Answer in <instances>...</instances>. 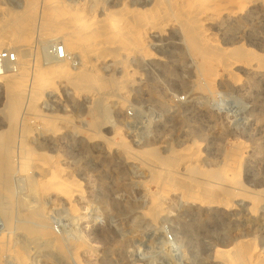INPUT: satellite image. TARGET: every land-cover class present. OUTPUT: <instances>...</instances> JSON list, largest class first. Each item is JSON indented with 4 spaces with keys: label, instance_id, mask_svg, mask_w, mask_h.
Returning a JSON list of instances; mask_svg holds the SVG:
<instances>
[{
    "label": "rangeland",
    "instance_id": "obj_1",
    "mask_svg": "<svg viewBox=\"0 0 264 264\" xmlns=\"http://www.w3.org/2000/svg\"><path fill=\"white\" fill-rule=\"evenodd\" d=\"M220 1L210 0L200 7L205 10L203 17L210 18L206 35L219 45L229 29L222 26L220 17L232 5L228 0L224 7L219 6ZM248 1L241 0L245 10L264 6V0ZM179 3L182 6L183 1L0 0V38H5L0 50L14 45L8 38L21 30L27 20L42 22L40 16L45 17L48 12L46 26L64 21L70 31L83 38L54 43L33 34L32 55L38 53L41 66L49 56L56 58L70 67L72 75L84 71L88 75H84V80L94 82L91 86L87 83V88H76L70 76L56 78L40 86V99L33 106L21 109L11 160L18 166V154L25 147L35 156L29 173L11 174L9 183L15 199L11 209L0 207V233L6 229L4 217L11 215L12 243L23 251L22 264H232L233 254L241 248L246 250L244 264H264V132L251 136V130H247L256 120L264 122V110L255 108L246 77L239 70H233V75L219 74L217 81L221 86L215 85L214 95L197 88L203 78L197 73L198 60L190 56L182 41L179 23L173 16L159 24L150 21L154 12L165 7L173 12L179 10ZM127 24L132 27L131 37L118 31L111 44L104 27L117 30ZM256 26V33L262 35L263 18L256 20ZM136 29L141 33L138 41ZM64 33L68 35L67 31ZM247 43L246 38L240 42ZM129 45L133 47L128 48ZM105 84L108 86L103 88ZM4 88L0 82L1 150L7 143ZM129 108L140 112L138 120L127 117ZM113 125L121 128V135L132 147L129 151L121 147ZM237 146L250 151L249 156L244 153L245 164L241 167L228 159ZM149 149L156 152L159 160L169 158L163 170L173 169L178 178L211 184L215 203L184 198L182 188L174 182L179 188L173 183L166 185L168 192L164 187L163 194L162 187L152 181L157 160L142 154ZM38 168L43 176L62 173L73 181V190L66 188L57 193L52 188L39 199L36 184L32 186L39 176ZM230 176H238L240 184L230 180ZM201 178L205 180L199 181ZM229 186H235V193L240 194L230 189L233 193L224 195L222 192ZM217 188H223L222 192ZM73 191L74 199L67 203L64 194ZM160 192L165 209L160 218L152 220L147 213L150 196ZM222 199L224 204L220 203ZM40 201L48 227L46 233H31L36 226L29 214ZM72 204L77 210H70ZM225 248L232 251V258L222 261L214 257L217 249ZM10 258L8 252H1L0 264H17Z\"/></svg>",
    "mask_w": 264,
    "mask_h": 264
},
{
    "label": "bare ground",
    "instance_id": "obj_2",
    "mask_svg": "<svg viewBox=\"0 0 264 264\" xmlns=\"http://www.w3.org/2000/svg\"><path fill=\"white\" fill-rule=\"evenodd\" d=\"M182 1H183V4H182V6L180 4L181 2L179 3L180 5L178 4L179 10H177V11L173 12L169 7H167V8L165 7L163 9V11H156V12H154V14H152V12H151L150 14H152V16L150 17V21L152 23H158L159 24L161 22V20L168 19V17L173 16V19H175L177 24L179 23L178 26H180V27H178V28H180L182 31V36H183L182 41L184 40L185 43L184 42L183 43L186 44L185 46L187 47L186 49L190 52L189 53V54H191L190 56H192L194 59L198 60V62H197V73L199 76H202L201 78H203V80H201L202 82L197 84V88L205 91V93L207 92L211 95H214L215 92L217 91V90L215 91V85L219 83L221 86V82L217 81V76L219 74H223V75L231 74V75H233V73H232L233 70H239V71H242L246 77L247 85L249 86L248 89L251 90L250 94H251L252 99L254 100L255 108L259 109L260 111L264 110V32L262 35L258 34V32L256 33V27H257L256 26V20H258L260 18H263V20H264V6L263 5H254L252 7L249 6L250 8L245 10V7L242 5L241 0L229 1L230 4H232V5L230 7H228L227 9L223 10V12L225 11V13H223L222 11H218L219 14L222 12V17H220V18H222V20H221L222 26L225 24L224 26L229 27V29L225 30L227 32H224L225 36L223 38L222 44L219 45L218 43L214 42L213 39L209 38L206 35V25H208L210 18H204L203 12H205V10L200 9V7L202 5H204L205 3L208 4L207 2H210V0H208V1H205V0H182ZM227 1L228 0H221L218 4H219V6L224 7V4H226ZM244 1H246V0H244ZM211 2H212V0H211ZM248 2L255 3L257 1L256 0H249ZM221 3H223V4H221ZM40 5H41V3H40ZM162 8L163 7H161V9ZM202 8L206 9L205 6ZM157 9L159 10L158 7H157ZM46 13L49 14L48 12H46ZM46 13H44L45 17H43V15H42V17L40 16V19L42 20V22H39L38 21L39 19H29L26 21V23L23 25V27H21V30L15 31L14 34L8 38V40L10 42L14 43V45L12 47H9V50H12V51H14V53H16L17 64L15 66V69L12 71H8V70L3 71V69H0V71H3V72H0V82H3L5 84L4 95L6 96V101H7V105H6L7 110L4 113L5 114L4 116L7 120L6 121L7 122L6 123L7 129L6 130L7 131L5 134L7 136V143H6V145H4V147H2V150L0 149L1 150V152H0V192H1L0 196L2 197V199L0 198L1 199L0 200V207L6 205L7 207H9L11 209V206H12L14 199H15V198L14 199L12 198L14 196V195H12L13 189L11 188V185L9 183V179L11 177V174L14 172L15 173L16 172L29 173L28 168H29V165L31 164L30 162L35 156L34 152L31 151L30 148L25 147L24 151H21L23 153L18 154V156L20 157V159H19L20 162L18 163V166H16L11 160V155H13L12 152L14 151L13 145H12L13 144L12 140L15 139V135L17 134V133L15 134V125H17L16 123L18 122V120L21 121L20 120L21 109L23 107L28 109L29 105L33 106L40 99V96L42 93L40 86H43L45 84H49L52 82V80L54 81L56 78H61V77L66 78L67 77V79H68V77L70 76L71 80L74 81V83L77 87L74 85V83H72V82L71 83L76 88H81V87L87 88V87H89V86H86L89 83L86 80H84V75L86 74V72L84 73V71L78 70V72L73 73V75H72L70 72V69H69L70 67L68 68L64 63H59L60 61H57L56 58L50 59L49 55H46L49 57L48 58L45 57L46 62L43 63V65L41 66L40 65L41 60L39 61L40 57L38 58V53L32 55L33 52L31 53V49H32V41H33L32 36H33V34L38 33L39 35H41V39H43L44 41L54 40V43L57 40H59L61 43H63L64 41L71 42V41H75V40H79V39L83 38V36H81V34L75 32L74 30L70 31L68 23L66 24V23H64V21L55 22L52 25L46 26V24H45ZM38 15H39V13H38ZM213 16L216 17L215 15H213ZM109 18H112V17H109ZM102 20H104V19H102ZM132 25L134 26V24H132ZM144 25H146V24H144ZM44 26H46V27L44 28ZM137 26H135V27H137ZM130 27H131V25L127 24L123 27H120V29L118 28L117 30H114L110 27L107 29V26H106V27H104L105 28L104 33H105V36L110 38V42H111L113 37L118 34V31H121V30H122V33H129L128 35L131 37L130 32H129ZM229 30L230 31H236L237 33L236 34H229L228 33ZM65 31L68 32L67 36L64 33ZM138 31H139L138 29L135 30V32L137 33V35L135 36L136 41L141 39V37H140L141 33H139ZM61 33L64 34L63 35V36H65L64 38H63V36H59V34H61ZM243 38H246L248 43L241 45L240 42ZM0 39H1L0 40V45H1V42L5 38L1 37ZM115 39H117V38H115ZM9 41H8V43H9ZM114 42H117V41H114ZM44 43L46 44V42H44ZM130 43H132V42H130ZM138 43H137V46H138ZM41 44H43V43H41ZM111 44H113V41L111 42ZM139 45H140V43H139ZM123 46H125V44ZM38 47L39 46H37V48ZM44 47H45V45H44ZM131 47H133V46L129 45L128 48H131ZM0 48H1V46H0ZM4 49H7V47L3 48L2 50H4ZM39 49H38V51H39ZM140 49H142V48H140ZM134 50H135V48H134ZM72 51H74V50H72ZM40 52H41V50H40ZM69 52L70 51H68V54H69ZM43 56H45V55H43ZM110 56H112V55H110ZM9 72H12V73H9ZM1 80H3V81H1ZM90 81L93 82V80H90ZM92 82H90V84H89L90 86L94 85V82L93 83ZM34 84L37 85L38 87L33 88ZM107 86H108V84H105V85H103V88H105ZM125 103H126V101H125ZM113 126H114V130H113L114 135L118 137L119 143L121 144V147H123L124 149L129 151L128 149H131L132 147L129 145V143L127 141H125V139L121 135V133H120L121 128L117 125H113ZM22 127L23 126H21V128ZM247 130L248 131L251 130V132H252L251 136L254 134L260 135L261 133L264 132V122L259 123L256 120L255 122H253L251 124V126ZM24 131L26 133V128ZM7 132H8V134H7ZM25 133H24V136H25ZM21 134H22V131H21ZM18 136H19V134H18ZM22 136H23V134H22ZM263 141H264V139H263ZM241 144L242 143H240V146H241ZM235 145H236V143H235ZM237 147H236L237 151H233L232 153L230 152L231 157L228 159H230L231 161L234 160L235 163L237 165H240V167H241L242 165L245 164L243 162L244 158H245L244 153H247V155L249 156L250 151H249V149L247 150L248 147H246V148L239 147V146H237ZM21 149H23V148H21ZM13 153H15V152H13ZM155 153L156 152L154 150H151V149L142 152V154H145V156H150V157H153L157 160L156 163L158 164V168H157V170L152 171L153 172L152 173V181L155 184H157V186L159 185L160 186L159 188L162 187V191H161L162 193L164 192L163 190H164V187L166 185L171 186L169 184H172L174 182L179 187L182 188L181 189V190H183L182 196L184 198H186V199L192 198L193 201H194V199H196V201L199 200L203 203H215L216 198L214 197L213 190L210 189L211 184L208 185V183L206 184L203 182H198L192 178L189 180L186 178L182 179L181 177L178 178L176 176L175 170H173V169L170 171L169 170L168 171L163 170V167L165 166V164L166 163L168 164L167 160L169 158L165 159V160H159L158 158H156ZM189 154L187 153L186 155H189ZM192 154L193 153H191V155ZM248 156H246V157H248ZM176 160L180 161L181 158H177ZM227 162L229 165L230 161H227ZM195 165H193V166H195ZM228 165L226 164V168L230 166V165L229 166ZM193 166H191V167L195 168ZM197 166H198V164H197ZM233 166H234V164H233ZM170 168H171V166H170ZM235 168H239V166H237ZM183 169H185V168H183ZM186 169H187V167H186ZM188 170L189 169H187L186 171H188ZM236 170L238 171V169H236ZM37 171H36V173L39 176L36 175V180H34L35 183H32V186H33V184H36V187H35L36 190L35 191L38 192V196L40 197L39 199L43 198L44 195L48 194L46 192H49V190L54 189V191L57 193H59V191H62L66 188H71L73 190V187L70 186V184H73V181L65 179L63 177L62 173L61 174H59V173L50 174L49 173L50 175L47 174L49 176H47V175L43 176V174H41L39 172V171H41L39 168ZM201 171H198V172L201 173ZM224 171L228 172L229 170L227 169ZM202 173L205 174V172H202ZM232 173L236 174L235 172H232ZM210 175L208 177H211V180L212 179L214 180V177L212 178V176H210ZM230 175H231V173H230ZM238 176H236L235 179H234V177L230 176L231 177L230 180H234V181H236V183H239L240 180H239ZM222 178L229 179V178H227V175H223ZM202 180H203V178H201V180H199V181H202ZM219 180H221V179H219ZM218 182H220V181H218ZM174 183H173V186L176 185ZM228 183L230 184V181ZM228 183H226V187H227ZM220 184H222V183L220 182ZM220 184H219V188H220ZM25 185H27V184L25 183ZM177 185H176V187H178ZM223 185H225V183ZM211 187H214V186H211ZM223 187H225V186H223ZM233 187H235V186H233ZM233 187L231 188V186H229L223 192H222L223 188H222V190L217 188V190H221V192L227 196V195L233 193V191L230 190V189H234ZM165 188H166L165 192H168L167 187H165ZM29 189H31V188H29ZM235 190H236V188L234 189V193L236 192ZM32 192H34V191H32ZM161 192L160 193H154L152 196H150L151 201H150V204L148 206L149 210H147L148 211L147 213L149 216H151L152 220L160 218L159 215H161V212L163 211V208H164L163 207L164 205H162V203H163L162 200L164 199L163 194H165V192L163 194ZM60 193H62V192H60ZM237 193H235V194L236 195L240 194V193L239 194H237ZM73 194H74V191L67 194V195L64 194V197H63L64 200L67 201V203L71 204L73 199H74ZM235 194H233V195H235ZM243 195H244V193H243ZM35 199H33V200H35ZM37 200H38V198H37ZM222 201H223V199H222ZM225 202L220 201V203H223V204ZM42 205H43L42 201H40L37 204V206L35 207V209L33 208L34 210H32L29 214V217L35 222V226H36V227L33 226L31 228L32 229L31 233H34V232H32L33 230L40 231L41 233L42 232L46 233V230H47L46 228L48 227V225L45 222L47 221L46 220L47 217L45 216L46 214L43 211ZM74 205H76V204H74ZM74 205L72 204L70 206V208H71L70 210L76 209L74 207ZM6 216L4 217L5 218L4 223H5L6 229L3 232L1 231V233H0V253L4 252V251L8 252V255H10V257H11L10 259H12V262L17 263V264H22L24 262L23 251L21 248H19L20 246L15 247L14 244L12 243L13 242L12 241V228H14V225H13L14 222H12L11 215L9 216V214H8V216L7 217ZM26 217H28V215ZM23 227H25V226L23 225ZM27 229H29V227ZM27 229H26V231L29 232ZM63 248H64V246H63ZM78 248H80V247H78ZM77 251H78V249H77ZM245 251H246L245 249L241 248L240 251L233 254L234 259H233V261H231L232 264H244L245 258H247L244 255ZM231 254H232V251L230 249H226V248L225 249H217L215 251L214 257L217 259L220 258V259H222V261H227L228 258L231 257ZM250 256H252V255H250ZM76 258L78 260L79 256ZM78 261H77V263H78ZM247 263H249V260L247 261ZM224 264H227V263H224ZM250 264H253V263H250Z\"/></svg>",
    "mask_w": 264,
    "mask_h": 264
},
{
    "label": "built area",
    "instance_id": "obj_3",
    "mask_svg": "<svg viewBox=\"0 0 264 264\" xmlns=\"http://www.w3.org/2000/svg\"><path fill=\"white\" fill-rule=\"evenodd\" d=\"M16 64L17 55L14 51L9 49L0 50V69L12 71L15 69ZM181 99H184L183 96ZM139 116L140 112L136 111L135 108H129L127 110V117L130 118V120L136 121Z\"/></svg>",
    "mask_w": 264,
    "mask_h": 264
}]
</instances>
